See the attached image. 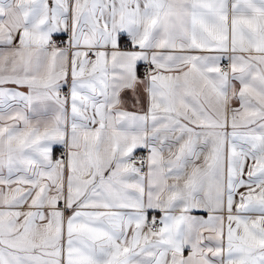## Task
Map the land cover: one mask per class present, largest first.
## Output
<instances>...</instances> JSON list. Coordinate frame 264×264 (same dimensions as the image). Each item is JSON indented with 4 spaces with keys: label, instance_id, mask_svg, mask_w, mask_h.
Here are the masks:
<instances>
[{
    "label": "snow or ice",
    "instance_id": "snow-or-ice-1",
    "mask_svg": "<svg viewBox=\"0 0 264 264\" xmlns=\"http://www.w3.org/2000/svg\"><path fill=\"white\" fill-rule=\"evenodd\" d=\"M0 264H264V0H0Z\"/></svg>",
    "mask_w": 264,
    "mask_h": 264
},
{
    "label": "crops",
    "instance_id": "crops-1",
    "mask_svg": "<svg viewBox=\"0 0 264 264\" xmlns=\"http://www.w3.org/2000/svg\"><path fill=\"white\" fill-rule=\"evenodd\" d=\"M200 215H205V217H206V214L205 213H199Z\"/></svg>",
    "mask_w": 264,
    "mask_h": 264
}]
</instances>
